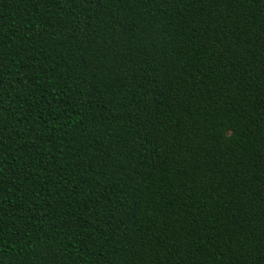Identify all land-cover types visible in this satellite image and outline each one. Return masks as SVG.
Returning a JSON list of instances; mask_svg holds the SVG:
<instances>
[{"label":"trees","instance_id":"trees-1","mask_svg":"<svg viewBox=\"0 0 264 264\" xmlns=\"http://www.w3.org/2000/svg\"><path fill=\"white\" fill-rule=\"evenodd\" d=\"M0 264H264V0H0Z\"/></svg>","mask_w":264,"mask_h":264}]
</instances>
